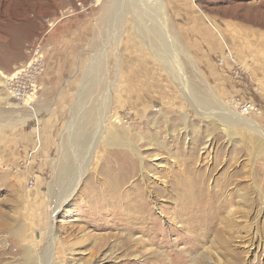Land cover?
Returning <instances> with one entry per match:
<instances>
[{
	"label": "rangeland",
	"instance_id": "1",
	"mask_svg": "<svg viewBox=\"0 0 264 264\" xmlns=\"http://www.w3.org/2000/svg\"><path fill=\"white\" fill-rule=\"evenodd\" d=\"M143 1L151 5L159 0ZM161 1L168 30L178 45L174 50L180 73L198 96L210 102L205 116L185 98L146 38L139 36L132 15L124 10L126 5H119L121 0H0V98L10 95L3 73L10 76L29 62L39 44L48 54L38 82L37 114L25 122L19 109L11 112L0 102V264H33L36 257L40 264H102L103 256L107 257L104 264H130L135 255L138 264H155V251L162 256L173 254L167 245L174 242L183 247L177 240L179 232L170 231V226L181 227L172 219L174 203L162 194L147 192L162 226L155 237L142 236L121 224L106 228L115 220L109 212L97 210L102 201H97L96 193L108 172L105 162L117 158L103 156V143L97 145L71 203L54 212L62 192L56 183L58 172L66 163L71 169L79 163L81 150L75 140L79 124H83L82 136H93L100 122L97 106L110 93L106 124L111 116L119 115L125 124L140 126L145 153H158L157 161L170 172L176 167L173 160L191 161L194 168L203 164L202 173L209 176L211 186L226 185V193L239 189L232 221L218 222L221 231L210 232L196 244L192 257L203 264H264V150L251 152L254 143L247 130L231 139L225 133L227 124H216L218 118L213 115L217 108L226 112L215 97L240 114V103L251 102L262 115H246L264 128V0ZM93 62L98 69L89 77L92 88L78 109L80 87ZM49 66L56 67L58 74L53 75L54 97L44 101ZM10 101L26 109L11 96ZM142 109L147 110L145 116L136 121ZM76 111L82 114L78 120ZM148 135L154 143L151 147ZM117 155L121 158V153ZM157 161L151 162L153 172L166 178ZM144 183L157 193L163 186L153 177ZM90 186L95 190L89 192L86 187ZM242 195H248L247 200ZM230 211L231 207L226 216ZM51 221L58 233L54 263L46 255ZM225 224L235 226L229 231ZM182 232L192 236L190 230ZM131 235L153 241L128 245L126 237Z\"/></svg>",
	"mask_w": 264,
	"mask_h": 264
},
{
	"label": "bare ground",
	"instance_id": "2",
	"mask_svg": "<svg viewBox=\"0 0 264 264\" xmlns=\"http://www.w3.org/2000/svg\"><path fill=\"white\" fill-rule=\"evenodd\" d=\"M123 3L124 5H126V9L124 10L129 12L133 17V21L135 23L136 29H138L139 36L141 38H146V42L149 45L150 49L153 51V54L160 62L162 61L165 66V70L168 72L171 78L181 87L185 98L192 102V104L195 103L196 108H198V113L201 116H205V109L209 108L210 102L208 103L205 98H202L201 94V96H198V92L195 91L196 89L189 83V80L184 79V77H182V74L180 73L181 68L179 65V60L178 57L176 59L174 50L178 48V45L172 39L171 33L168 30V26L166 23L167 15L164 9L165 6L163 2L161 0L156 2L154 1V3H151V5H149V3L146 4L143 0H121L119 5L121 6ZM148 6H153V8H148ZM145 19H148L151 24H148V20V23H145ZM89 69L90 70L85 75L83 85L80 87L78 109L82 104L86 103V97L88 93H90L89 91L92 88L89 87V77L90 75H92L91 72L98 69V66L95 65V62H93L92 66ZM16 73L17 72L15 71V73L13 74ZM0 74H2V72H0ZM3 77L6 78L5 87H7L6 84L9 75L3 73ZM215 101L219 102V104L221 106L223 105L226 109V112L219 110V108L216 109L218 112H215V114H213L216 118H218L216 124H218L219 122L226 123L227 129L225 133H227L231 139H234V137H236L240 130H247V132L251 133L252 135H249L248 137H250V140H252L254 143L252 145V148H250L251 152L253 154H258L263 151L264 128H262L255 119L247 116L245 113L240 114L236 112L230 107L228 103L224 102L223 100L215 97ZM0 102L5 103V108H8L11 112H13V109H19L20 112L17 113H20V116L23 115L22 120L25 122H27L31 117L37 114L35 113L37 112L35 103H32L34 105L32 106V109L28 108L30 107V105L27 107L30 111L28 109H21L18 107L19 104L16 105L14 104V102L12 103L10 101V95L8 94L1 97ZM27 103L31 104L29 100ZM219 104H217L216 106L218 107ZM111 105L112 93H110L109 95L104 94L100 102V106H97V110L99 111V113H96L100 115V122L99 125H97L96 132L93 136H86V134L82 136L81 125L83 124H79L80 127L77 131L78 133L76 132V136L78 135V137H75V140H77L76 143H78V146L80 145L79 149L81 150L80 155H77V162L79 163L72 169L70 168V165L66 163V165L62 168L63 170H61V172H58L56 183L60 188H62V192L58 193V205L54 212L58 210L60 211V209H64L65 205L71 203L74 195L76 194V190L79 189L78 187L83 181V175L86 166H88V164L90 163L97 145L103 143V156L105 157V155L107 154L109 157L117 158L116 161L112 162L111 160H108L105 162L109 164L108 172L107 175H105V177L102 179L101 184H99L100 190L96 193L97 201H102L101 204L97 206V210L99 209L103 210L104 212H109L115 220L114 224H112L111 227L107 226L106 228L114 229L118 227V224H121L123 228L127 227L133 232L142 233V236L151 235L152 237V235H154L153 237H155L161 230L162 226L159 224L157 217L155 216V209L151 204L152 200L150 199L149 194H156V196L162 194L169 199V202L171 201V203H174V210L171 212H174L176 216H174V213L171 212L169 214H171V217L174 216L172 219L181 223V227L173 228V226H170V231L179 232L180 239L177 240H181L184 245L183 247L178 248L177 242L176 244L175 242L169 243L167 246L172 248L173 254H171L170 252L169 254L162 256L158 254L157 251H155L152 255L155 260L154 263L203 264L200 262L199 258V260H197V257H192L191 251H193V248L197 249L196 246L201 241H203V238H208V234L210 232L219 233V231H221L217 228L218 222L222 225L223 223L232 221V217H234V214L237 213L236 211H234L233 205L236 201L235 197H239V189L235 191L228 190L229 192L226 193V185L220 186L217 184L211 186L209 183V176L202 173V171L204 170L203 164H200L198 167L194 168L191 161H187L185 164H179L176 160H173L174 163H176V167L174 168V171L171 170L172 172H170V170H168L163 163L157 161L158 157H160L158 153H145L146 149L144 150L143 148L146 147V145L145 143L140 142V139H142L143 137L141 134L142 130L140 126H134L132 123L125 124L120 120L119 115H116L114 117L111 116L110 119L112 120L110 124H106V121L110 116ZM142 111L144 112H141L140 115H136L138 117L136 121H138L140 117L145 116L147 110L142 109ZM76 112L77 113L74 117H77L76 120H78L79 116H81L82 114H80L79 111ZM1 114L4 116L8 115L4 114V112ZM184 118L186 121L188 116ZM146 132L149 134L151 130L149 128H146ZM148 136L149 146L151 147V145H153L154 143H152V138L150 137V135ZM150 147L148 149H151ZM120 153L121 158H118L117 154ZM154 161H157L156 165L158 169L167 173L166 178H160V176H158L156 172H153L151 168V162ZM149 177H153V179L163 184L162 188L158 187L159 193L156 192V189H152V186H150L149 184L145 186L144 181L147 182ZM125 186L130 190H127ZM86 189L89 192L95 190L93 186L86 187ZM147 192H149V194ZM243 197H246L247 200L248 195H244ZM230 207V214L229 216H226L225 212ZM49 225V237L47 239L48 243L46 247V255L48 256V259L51 260L52 263H54V259L56 258L55 242L58 240V233L54 221H51ZM234 226L233 224L226 225L224 228H228L227 230L230 231V229H232V227ZM182 229L192 231V236H190V234H184L182 232ZM84 235L85 234H83V236ZM151 237L149 239H144L143 237L138 238L131 235L126 237V242H128V245L131 242L134 244H140L143 242V240L152 243L153 237ZM226 241L227 239L225 240V242ZM187 252H190L189 255L187 254ZM137 256L138 255H135V258L129 261V263L138 264L136 259ZM106 260V256H103V258L100 259L102 264H104ZM39 261L40 258L36 257V259L33 261V264H40Z\"/></svg>",
	"mask_w": 264,
	"mask_h": 264
},
{
	"label": "built area",
	"instance_id": "3",
	"mask_svg": "<svg viewBox=\"0 0 264 264\" xmlns=\"http://www.w3.org/2000/svg\"><path fill=\"white\" fill-rule=\"evenodd\" d=\"M55 21L52 23V25ZM45 54L41 44H39L34 52L33 58L25 63L21 64L16 69V74H11L7 78V87L10 96L19 102L24 108L32 109L33 104L36 103V98L41 90V85L38 83L39 77L45 72ZM28 100L31 104H28ZM33 103V104H32ZM27 108V106H29ZM240 110L242 113L250 114L254 116H261L262 111L260 107L254 103L246 102L240 103ZM29 110V109H28ZM30 111V110H29ZM30 184L33 185L34 178L29 179Z\"/></svg>",
	"mask_w": 264,
	"mask_h": 264
},
{
	"label": "crops",
	"instance_id": "4",
	"mask_svg": "<svg viewBox=\"0 0 264 264\" xmlns=\"http://www.w3.org/2000/svg\"><path fill=\"white\" fill-rule=\"evenodd\" d=\"M47 59H48V54H46V56H45L46 64H47ZM49 69H48V72L44 78V99H46L44 101H47L48 99H52V97H54V95H52V93H53V89L55 88L54 84H55L56 80L53 78V75L58 74V72H56V67L53 66L50 68V66H49ZM43 75L41 77H39L38 81L41 82ZM50 77H52V79Z\"/></svg>",
	"mask_w": 264,
	"mask_h": 264
}]
</instances>
